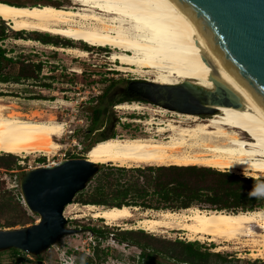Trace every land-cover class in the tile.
I'll return each instance as SVG.
<instances>
[{
  "label": "bare ground",
  "instance_id": "obj_1",
  "mask_svg": "<svg viewBox=\"0 0 264 264\" xmlns=\"http://www.w3.org/2000/svg\"><path fill=\"white\" fill-rule=\"evenodd\" d=\"M78 8L14 6L0 2V19L13 32L45 33L91 47L114 49L109 59L116 70L156 73L153 83L177 86L193 81L213 91L220 81L241 100L243 107H216L218 116L207 122L194 115L174 113L184 118L178 126L167 123L156 133L166 139L120 138L94 143L86 160L119 168L198 166L264 180V109L253 95L223 65L219 55L193 23L169 0H71ZM26 45L32 41H22ZM79 58L88 52L78 48L49 47ZM119 51V52H118ZM174 79V80H172ZM117 110L136 112L138 105H117ZM162 113L167 110L162 109ZM140 122V121H138ZM152 122H146L151 125ZM232 127L228 128L226 127ZM248 133L260 148L257 156L240 133ZM63 125L54 121L38 122L4 115L0 106V153L26 157L50 154L59 149L54 138L61 136ZM94 219L106 225H119L134 219L137 208H98L87 206ZM145 212L135 223L148 233L182 232L189 241L208 242L227 249L240 237L252 240L255 258L264 260V211L227 212L197 208ZM188 212H190L188 214ZM261 229V236L254 231ZM256 238H261L259 241Z\"/></svg>",
  "mask_w": 264,
  "mask_h": 264
},
{
  "label": "rangeland",
  "instance_id": "obj_2",
  "mask_svg": "<svg viewBox=\"0 0 264 264\" xmlns=\"http://www.w3.org/2000/svg\"><path fill=\"white\" fill-rule=\"evenodd\" d=\"M0 2L22 6H43L45 4H52L59 8H78L71 0H0ZM1 25L2 23L0 21V26ZM3 25L6 31V37L0 42V45L7 51V56L17 59L19 63L40 64V72L37 80L54 79L56 82L55 85L49 84L48 87H43L26 79L18 83H0V106L4 108V115L19 116L22 119L38 122L54 121L63 125L61 136L54 138V142L59 146V149L51 151L48 155L36 154L24 158L15 156L17 157V161L13 171L8 172L6 170H0V183H2L0 189L9 192L20 201L21 204H23V201L20 194L19 180L25 172L39 167L52 166L64 160L86 159L87 150L94 143L100 141V135L107 133V131L110 132L107 138L152 137L159 140L168 137L160 136V138H158L156 131L159 128L170 122L178 126L180 122L184 121V118L174 114L177 112L167 110V112L162 113L161 110L163 108L137 102L136 100L131 102L120 100L121 102L118 104H110V99L114 103L118 101L117 95L123 90L126 91L125 95L135 96L133 91L127 89L130 81L152 82L157 76L156 73L151 70H146L141 73H128L116 70L114 67L116 63H113L109 59L114 49L109 47H91L84 42H75L60 37H53L45 33H29L23 31L21 35H18L12 31L7 23ZM42 38H48L54 42H51L52 44H43L40 40ZM19 40L32 41L33 43L26 45ZM64 43L70 44L64 45ZM50 46L57 48L76 47L80 50H86L89 54L85 58H79L65 52L50 50ZM15 70H18V65L15 67ZM61 70L63 73L60 72ZM185 82L196 88H201V86L196 85L193 81L188 80ZM97 100L100 104H96ZM126 104L138 105L141 110L130 112L116 109L117 105ZM98 105H101L102 114L98 118V121L94 123L90 114L92 108ZM218 115L219 113L213 116L197 117H199L202 122H207L208 119ZM149 121L153 124L146 125V122ZM226 128L230 130L229 128L232 127L228 126ZM231 130L239 132L241 139L251 145L257 156L262 155L260 148L255 144L248 133L237 129ZM0 155L6 154L0 153ZM39 159H44V161L39 162ZM104 167L115 166L104 165ZM145 167L147 166L139 168ZM134 168L136 167L126 169ZM99 175L100 172L94 176L83 191L75 195L72 203L64 209L63 216L67 219V227L80 230V232L74 236L63 237L56 245L38 258L29 254H23L24 261L19 264H38V261H41V264H77V260L83 262L86 258H94L93 250L96 247L99 248V251H103V255H105V257L102 254L99 255L101 259L105 258V261L100 264H137L136 261L140 255V250L136 247L120 244L115 240L112 233L113 231L116 232V230H141L137 228L135 222L141 219V215L145 212L151 213L155 210H144L137 207L138 212L134 213V219L122 222L118 226H109L106 225L103 220L94 219L87 207L92 205H83L81 201L85 200L90 195L97 183ZM238 176L245 177L243 175ZM255 180L262 181V183L258 182L256 184L255 191L256 193L262 194L264 180ZM195 208L210 211L199 207ZM260 210L264 211V207L260 209L257 208L254 211ZM158 211L187 213L182 209ZM27 213L33 218L34 223H36L38 217L30 214L28 211ZM189 213L190 212H188V214ZM0 225H4V218L0 219ZM20 227L21 226L18 225L9 229ZM85 227L109 231L110 234L106 235L104 238H96L90 232L85 231ZM253 229L257 234H260V236L262 235L260 228L254 226ZM143 232L162 240H179L185 243H199L209 252L218 253L233 260V264L264 262V260L252 256V254L257 255V248L252 247V239L248 237H240L235 243L226 244L227 249H219L218 245L213 243L189 241L182 232L178 231L152 234L145 231ZM256 239L259 241L261 240V238ZM94 259L96 262V258ZM0 264H16L11 250L0 252Z\"/></svg>",
  "mask_w": 264,
  "mask_h": 264
},
{
  "label": "water",
  "instance_id": "obj_3",
  "mask_svg": "<svg viewBox=\"0 0 264 264\" xmlns=\"http://www.w3.org/2000/svg\"><path fill=\"white\" fill-rule=\"evenodd\" d=\"M169 1L201 32L227 70L264 109V0ZM214 83L213 91L186 82L167 86L150 81H134L127 89L135 93L137 102L180 114L213 116L216 107H243L233 91L218 80ZM98 172L99 164L86 159L64 160L25 172L19 180L21 199L38 220L25 227L0 229V252L14 249L38 258L63 237L77 235L80 230L67 227L63 212Z\"/></svg>",
  "mask_w": 264,
  "mask_h": 264
},
{
  "label": "trees",
  "instance_id": "obj_4",
  "mask_svg": "<svg viewBox=\"0 0 264 264\" xmlns=\"http://www.w3.org/2000/svg\"><path fill=\"white\" fill-rule=\"evenodd\" d=\"M0 21L2 23L0 26L1 42L6 37V31L3 25L5 22ZM15 34L21 35L22 32H15ZM40 40L43 44L54 42L48 38ZM69 44L64 43V45ZM17 65L18 70H15ZM39 70L40 64L19 63L17 59L8 57L7 51L0 45V83H18L24 79L36 80ZM109 102L110 104H118L121 101L114 103L110 99ZM93 121L96 123L98 118L93 119ZM106 140L107 137L101 138L100 141ZM16 161L17 157L13 155H0V170L13 171ZM42 161L44 159H39V162ZM99 172L100 175L92 192L85 200L81 201L83 205L107 208L138 207L155 211L187 210L199 207L210 211H226L233 214L251 212L264 207V189L262 194L255 192L256 184L262 183V181L240 177L229 172L215 171L211 168L168 166L126 169L99 165ZM2 218H4V225H0V228L4 229L34 224L33 218L27 213L24 205L9 192L0 189V219ZM85 231L90 232L96 238H104L110 234L109 231L90 227H85ZM112 235L120 244L136 247L140 250L137 264L234 263L233 260L218 253L209 252L199 243L157 239L141 230H116V232L113 231ZM11 252L16 264L24 261L23 254L14 249H11ZM100 254L103 255V251H99V248L96 247L93 250L96 262L94 258L89 257L83 262L77 260L76 263L100 264L105 261V258H100ZM103 256L105 257V255ZM252 264H264V262Z\"/></svg>",
  "mask_w": 264,
  "mask_h": 264
},
{
  "label": "flooded vegetation",
  "instance_id": "obj_5",
  "mask_svg": "<svg viewBox=\"0 0 264 264\" xmlns=\"http://www.w3.org/2000/svg\"><path fill=\"white\" fill-rule=\"evenodd\" d=\"M39 72H40V70H39ZM39 72H38V75H39ZM60 72L63 73L62 70ZM52 76H53V74H52ZM32 82L37 83V84H39V85H41L43 87H48L49 84H54L55 85V83H56L54 81V79H48V80H44V79L43 80H37L36 79V80H33ZM132 82H134V81H130L128 84L130 85V84H132ZM125 93H126L125 90L120 92L119 95H117V98H118L117 100L118 101L125 100V101H128V102L135 101V100L137 101V99L133 98V96H127V95H125ZM96 104H100V102L97 100ZM101 114H102L101 105H98V106L92 108L90 117H91V119L99 118ZM108 134H110V132L107 131V133H103L102 135H100L101 136L100 138H105V137L108 136Z\"/></svg>",
  "mask_w": 264,
  "mask_h": 264
},
{
  "label": "snow or ice",
  "instance_id": "obj_6",
  "mask_svg": "<svg viewBox=\"0 0 264 264\" xmlns=\"http://www.w3.org/2000/svg\"><path fill=\"white\" fill-rule=\"evenodd\" d=\"M140 2H151V0H140Z\"/></svg>",
  "mask_w": 264,
  "mask_h": 264
}]
</instances>
